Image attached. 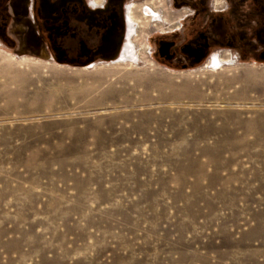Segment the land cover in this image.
I'll return each mask as SVG.
<instances>
[{
	"label": "rangeland",
	"instance_id": "374dc122",
	"mask_svg": "<svg viewBox=\"0 0 264 264\" xmlns=\"http://www.w3.org/2000/svg\"><path fill=\"white\" fill-rule=\"evenodd\" d=\"M214 1L242 53L213 0H79L69 44L4 2L0 264H264V56Z\"/></svg>",
	"mask_w": 264,
	"mask_h": 264
},
{
	"label": "flooded vegetation",
	"instance_id": "af4514ba",
	"mask_svg": "<svg viewBox=\"0 0 264 264\" xmlns=\"http://www.w3.org/2000/svg\"><path fill=\"white\" fill-rule=\"evenodd\" d=\"M30 1H31L30 4H31L32 13L34 12L35 21L39 23V25L45 22L47 25L54 23V27L58 25L59 27L61 26L60 30H63V33L60 39L58 40L61 41L63 44L75 43L77 39L74 38H77V36L79 37L81 36V38H83L82 35H84L83 33L84 24L82 21H79L77 18L75 19L74 13H70L72 16L71 15L69 16V14L67 13L68 15L65 17L63 15H60L58 18L56 17V19H54L55 16L58 15V11L60 12L69 6H73V7L77 6L79 0H30ZM4 2H6V0H0V23L2 25L7 24L9 19L11 20L10 15L6 13L3 8ZM244 2L246 5V7L244 6V9L246 10L247 15L252 16L254 20L257 22L256 24H252L251 26L252 28L251 33L252 36L255 38L252 39L251 41L254 42L253 49L256 48L257 46L260 48L254 50L253 53H258L264 56V0H244ZM214 6H213L214 11H222L221 13H217L215 17L222 18L224 25L222 27L215 25L218 28L213 27L214 30L212 29L211 32L217 31L216 34H219V36L217 38H211V39L210 37L209 39L207 38L206 42L201 43V45L198 47V52H202L203 50L202 48H205L206 50L210 51L217 46L228 45L232 49H237V52L242 53L243 52L241 49L242 44L239 43L238 32L234 30L232 26V22L229 21L230 18L228 16L229 12H228L227 2H224L223 6L220 9ZM44 14H46L47 17L44 16ZM261 32L263 33V39L262 37L259 36ZM44 37L45 40L49 41L48 34L44 33ZM186 41L187 40H185V42ZM83 48H85V46H83ZM60 51H63V53L60 55L62 57L64 55V50L61 48L59 52ZM83 52L85 53V51Z\"/></svg>",
	"mask_w": 264,
	"mask_h": 264
},
{
	"label": "bare ground",
	"instance_id": "6f19581e",
	"mask_svg": "<svg viewBox=\"0 0 264 264\" xmlns=\"http://www.w3.org/2000/svg\"><path fill=\"white\" fill-rule=\"evenodd\" d=\"M140 15H143L146 18L151 19L152 17L158 16V13L155 10H152L151 8L147 7V8H140ZM128 21L130 22H135L136 21V17L134 15V8L131 7V10L129 11V15H128ZM129 29V28H128ZM131 30V28L129 29ZM129 48V47H128ZM130 52V51H129ZM125 54V52H124ZM220 60V58H218V56L216 54H214L212 56V58L209 60L213 63V65L216 63L217 60ZM12 83V82H11ZM8 89V88H7ZM9 90V89H8ZM17 94V93H15ZM13 96V94L11 92H7V91H3L0 92V99L1 98H6V99H11ZM22 96V95H21ZM15 98V97H14ZM263 116V115H260Z\"/></svg>",
	"mask_w": 264,
	"mask_h": 264
},
{
	"label": "built area",
	"instance_id": "2783aa9c",
	"mask_svg": "<svg viewBox=\"0 0 264 264\" xmlns=\"http://www.w3.org/2000/svg\"><path fill=\"white\" fill-rule=\"evenodd\" d=\"M216 4H218V3H215V1H213V5H216ZM103 5V0H102V2H101V5H100V7Z\"/></svg>",
	"mask_w": 264,
	"mask_h": 264
}]
</instances>
